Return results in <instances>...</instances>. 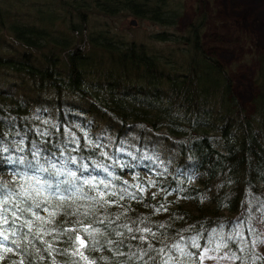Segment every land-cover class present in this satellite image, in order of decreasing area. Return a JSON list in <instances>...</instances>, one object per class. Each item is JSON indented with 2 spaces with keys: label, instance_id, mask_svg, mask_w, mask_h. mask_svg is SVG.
<instances>
[{
  "label": "trees",
  "instance_id": "trees-1",
  "mask_svg": "<svg viewBox=\"0 0 264 264\" xmlns=\"http://www.w3.org/2000/svg\"><path fill=\"white\" fill-rule=\"evenodd\" d=\"M184 8L0 0V198L40 190L39 208L21 206L51 220L25 239L35 217L7 212L0 264H201L212 250L264 264V56L246 108L203 44L207 13L179 30ZM130 17L160 28L131 37Z\"/></svg>",
  "mask_w": 264,
  "mask_h": 264
},
{
  "label": "rangeland",
  "instance_id": "rangeland-1",
  "mask_svg": "<svg viewBox=\"0 0 264 264\" xmlns=\"http://www.w3.org/2000/svg\"><path fill=\"white\" fill-rule=\"evenodd\" d=\"M182 4L185 8L178 29L201 13H207L203 44L229 68L235 94L248 108L256 93L254 74L258 56H264V0H182ZM133 20L134 17H130L123 24L128 25L129 36L140 40L147 39L150 32L160 28L149 21L133 25ZM261 251L264 255V245ZM200 258L201 264H232L217 250L206 251Z\"/></svg>",
  "mask_w": 264,
  "mask_h": 264
},
{
  "label": "snow or ice",
  "instance_id": "snow-or-ice-1",
  "mask_svg": "<svg viewBox=\"0 0 264 264\" xmlns=\"http://www.w3.org/2000/svg\"><path fill=\"white\" fill-rule=\"evenodd\" d=\"M85 184H91L92 181H84ZM102 183V182H101ZM107 187V186H105ZM141 191H143V189H141ZM42 195V192L40 190H33L30 191L28 188H25L23 186H20V191L18 193H11L9 192V194L7 196H4L3 198H0V221L3 222V224H7L8 223V217L6 215L7 212L11 211V215L14 218H19L17 216V213H20V215H23L24 213H31V215L33 217H35V221L33 220H25L23 222L22 227H26L29 232L25 234V239H27V236L29 234H32V229L34 227V224L36 221L40 222V226L37 228V231L35 232V235L37 237H39L40 239H42V235L41 234H48L45 233V229L43 227L44 224L46 223H51V220L48 219L46 220L44 217H41L40 215L37 214V212L34 210V208L32 206H27V207H22V204H26L28 201H31L32 204L35 205L36 208L40 207V204L37 202L36 197H39ZM112 195H115V193H112ZM17 196L25 198L19 202L16 203L15 205V210H11L5 207V205L9 204L12 201H15ZM105 196L104 192H97L96 196L91 197L90 199L92 200H96L97 202L103 201V198ZM123 198V197H121ZM45 199H47V197H45ZM61 200L65 199V197L61 196L60 197ZM104 203H108V201H104ZM44 211H48L47 208L44 209ZM79 211V209H77V212ZM85 215L88 214V210L85 209ZM50 216H55L56 213L55 212H51L49 214ZM13 223H15V220L13 221ZM99 223H103V220L99 221ZM124 227L128 228L127 225H125ZM91 226H87L83 228V231L85 233H87L90 237L93 238V244H95V234L100 232L99 228L96 229H91ZM54 231V230H53ZM74 231V230H72ZM128 231L131 232L132 229L128 228ZM137 231H141V232H150L151 229L149 228H143V229H137ZM12 235H15V232L12 233ZM117 236L122 235V233L117 232L116 233ZM141 239H144V237L142 236ZM9 240V236L6 234V230L0 228V248L3 249V253H8L13 251L12 248H8V247H4V242ZM73 242L75 244H77V249L73 252V255H79L82 259H84L85 261L88 260V258L86 256H84V253L82 251H80V249L85 248L87 246V241H85L79 234H77L74 238H73ZM13 243H15V241H13ZM45 243H48L47 241H45ZM107 243L111 244L112 241H107ZM198 247V245H196ZM173 247H176L175 245ZM48 248L51 250L52 245L49 243L48 244ZM3 256L0 255V259H2ZM19 264H23V261L21 260L19 262ZM88 264H94V262L89 261Z\"/></svg>",
  "mask_w": 264,
  "mask_h": 264
},
{
  "label": "water",
  "instance_id": "water-1",
  "mask_svg": "<svg viewBox=\"0 0 264 264\" xmlns=\"http://www.w3.org/2000/svg\"><path fill=\"white\" fill-rule=\"evenodd\" d=\"M132 24H133V25H136V24H137V21H136V20H133V21H132Z\"/></svg>",
  "mask_w": 264,
  "mask_h": 264
}]
</instances>
